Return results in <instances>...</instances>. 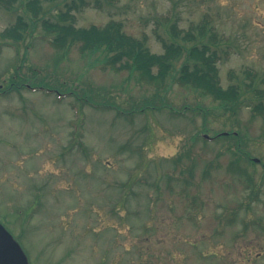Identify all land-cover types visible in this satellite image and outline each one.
<instances>
[{"label":"rangeland","instance_id":"374dc122","mask_svg":"<svg viewBox=\"0 0 264 264\" xmlns=\"http://www.w3.org/2000/svg\"><path fill=\"white\" fill-rule=\"evenodd\" d=\"M27 1L0 9L1 32L25 15ZM72 2L43 1L47 18L55 21ZM85 2L72 12L76 26L122 21L129 35H147L156 54L163 53L159 36L167 37L161 17L176 13L188 29L210 14L228 40V56L221 52L218 63L221 84L241 88L243 107L225 112L174 85L166 97L173 111L128 113L152 101L153 90L127 72L92 66L77 49L57 62L42 28L24 43L0 39V222L30 264H264V120L252 113L264 103L255 93H264V0ZM12 79L64 97L11 92ZM232 131L259 162L235 154V141L212 139ZM237 158L261 186L258 195L229 169ZM185 194L200 197L196 218Z\"/></svg>","mask_w":264,"mask_h":264},{"label":"trees","instance_id":"16d2710c","mask_svg":"<svg viewBox=\"0 0 264 264\" xmlns=\"http://www.w3.org/2000/svg\"><path fill=\"white\" fill-rule=\"evenodd\" d=\"M21 1L0 0V9L14 11ZM43 1L54 3L56 0H28L23 3L25 15L18 16L14 25L0 31V39L6 43L13 42L10 44L15 45L24 43L39 28H42L43 32L52 38L50 43L57 51V62L67 59L71 52L77 49L83 58L91 60L92 66H100L104 71L110 69L119 73L127 72L129 79H135L138 84L153 90L152 101L149 100L144 106L128 113H144L156 108L173 111L174 109L166 103V97L174 85L191 89L203 97L210 98L225 112L236 114L242 109L241 88L235 85L225 88L221 84L218 63L222 58L221 52L228 56L225 51L227 49L222 48L228 40L216 30L210 14H205L203 19L197 23L192 22L188 29L181 27V17L176 13L161 17L159 25L163 27L167 37L159 36L163 44V53L156 54L148 47L147 35L142 38L129 35L122 21L113 20L101 27L76 26V17L72 12L89 6L85 0H79L80 3L73 0L72 4H66L67 11L59 10L54 15L55 21L47 18ZM27 16H29V21ZM16 69L19 71L22 67L18 65ZM254 73L253 70L246 69V75L251 80H253ZM27 83L30 82L23 81L18 84L12 79L8 89L11 92H20V89L25 88L33 91L45 90L48 93H56L59 100L64 97L58 89L52 90L48 86L34 85V83L27 85ZM255 93L256 95L264 94L257 90ZM159 99L164 102L160 107H155L153 102ZM91 105L98 109L109 108L103 104L91 103ZM252 113L255 117L260 116L264 120V103L253 105ZM222 133L214 138H223L231 143L235 141L234 144L232 143L236 146L234 153L238 156L245 155L254 164L250 154L241 149L245 141L240 132L232 131L228 132V135H222ZM229 169L237 170L238 175L244 178L241 181L251 190L250 196L258 195L261 186L257 187L253 177L239 164V158L229 164ZM184 196L191 203L190 218H196L201 208L200 197L198 194L192 196L185 194Z\"/></svg>","mask_w":264,"mask_h":264},{"label":"water","instance_id":"95a60500","mask_svg":"<svg viewBox=\"0 0 264 264\" xmlns=\"http://www.w3.org/2000/svg\"><path fill=\"white\" fill-rule=\"evenodd\" d=\"M256 161L258 162L259 160L256 159ZM2 231L6 232L5 228H3L0 224V232L2 233ZM3 238L0 239V264H2L1 262L3 260H5V261L8 260V262H10L11 264H28V261H27L25 254L21 250L20 246L12 239V237L10 236V239H6V238L3 239ZM5 245L10 247L9 257L4 256V253H3L4 252L3 246H5Z\"/></svg>","mask_w":264,"mask_h":264},{"label":"flooded vegetation","instance_id":"af4514ba","mask_svg":"<svg viewBox=\"0 0 264 264\" xmlns=\"http://www.w3.org/2000/svg\"><path fill=\"white\" fill-rule=\"evenodd\" d=\"M0 224H1V226L3 227V228H5V231L7 232H3L2 231V233L0 232V239H2L3 237V239H10V236L12 237V239L14 240V236L12 235V233L5 227V225H3L1 222H0ZM10 235V236H9ZM7 242V241H6ZM3 253H4V256H8L9 257V254H10V247H8V246H3ZM2 253V254H3ZM2 264H11L10 262H8V260L7 261H5V260H3L2 262H1Z\"/></svg>","mask_w":264,"mask_h":264}]
</instances>
